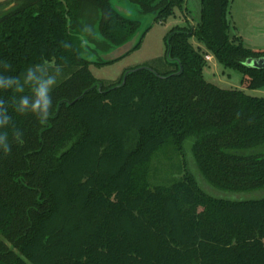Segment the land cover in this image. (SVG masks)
I'll return each mask as SVG.
<instances>
[{
  "label": "trees",
  "instance_id": "1",
  "mask_svg": "<svg viewBox=\"0 0 264 264\" xmlns=\"http://www.w3.org/2000/svg\"><path fill=\"white\" fill-rule=\"evenodd\" d=\"M200 2L197 26L172 28L162 58L116 83L90 67L139 49L140 17L165 23L184 0L0 4V264H264V199L214 198L187 166L151 182L154 159L191 141L210 187L264 190V98L204 75L210 54L261 89L264 69L246 63L264 53L231 39L232 0Z\"/></svg>",
  "mask_w": 264,
  "mask_h": 264
},
{
  "label": "rangeland",
  "instance_id": "2",
  "mask_svg": "<svg viewBox=\"0 0 264 264\" xmlns=\"http://www.w3.org/2000/svg\"><path fill=\"white\" fill-rule=\"evenodd\" d=\"M117 9L127 10L125 15L137 18L139 10L127 2L121 3ZM124 9H123V8ZM142 31L147 32L139 49L129 53L122 59L105 65H92L90 70L94 77L107 83H116L127 70L142 67L153 60L162 58L165 54V38L169 31L176 26H197L201 21L200 0H184L183 10H176L175 17L167 22H155L152 15L140 17ZM229 20L231 23L230 37L241 41L247 48L264 53V0H232ZM193 45L202 47L195 39ZM204 75L209 83L221 89H240L253 97L264 98V87L258 90L246 88L245 78L230 69L221 66L216 59L207 63ZM185 166L196 177L200 187L210 196L231 201L264 199V190L250 194H231L210 187L192 156V142L185 145L182 153H177L174 147H167L158 155L152 164L151 182L153 184H168L173 179L184 175Z\"/></svg>",
  "mask_w": 264,
  "mask_h": 264
},
{
  "label": "water",
  "instance_id": "3",
  "mask_svg": "<svg viewBox=\"0 0 264 264\" xmlns=\"http://www.w3.org/2000/svg\"><path fill=\"white\" fill-rule=\"evenodd\" d=\"M8 1H11V0H0V4H4ZM122 12H123V10H122ZM137 41H138V38H135L131 42L115 49L113 52L103 56L102 58L106 62L118 61L134 50V48L137 44ZM246 65L251 67V68H254V69L263 70L264 69V58L248 60Z\"/></svg>",
  "mask_w": 264,
  "mask_h": 264
},
{
  "label": "clouds",
  "instance_id": "4",
  "mask_svg": "<svg viewBox=\"0 0 264 264\" xmlns=\"http://www.w3.org/2000/svg\"><path fill=\"white\" fill-rule=\"evenodd\" d=\"M52 83H54L53 80H49L48 81V84H52ZM47 91H48V89L46 87H42L41 90H40V95H41L42 98H44V108L45 109H47V107H48V101H47V98H46ZM24 103L26 104L27 101L25 100ZM39 106H40L39 104H36L33 107L35 109V108H37Z\"/></svg>",
  "mask_w": 264,
  "mask_h": 264
},
{
  "label": "built area",
  "instance_id": "5",
  "mask_svg": "<svg viewBox=\"0 0 264 264\" xmlns=\"http://www.w3.org/2000/svg\"><path fill=\"white\" fill-rule=\"evenodd\" d=\"M212 58H213V56L210 55V54H208V55L205 56V60H206L207 62H210V61L212 60Z\"/></svg>",
  "mask_w": 264,
  "mask_h": 264
},
{
  "label": "crops",
  "instance_id": "6",
  "mask_svg": "<svg viewBox=\"0 0 264 264\" xmlns=\"http://www.w3.org/2000/svg\"><path fill=\"white\" fill-rule=\"evenodd\" d=\"M214 58H212V60H213Z\"/></svg>",
  "mask_w": 264,
  "mask_h": 264
}]
</instances>
